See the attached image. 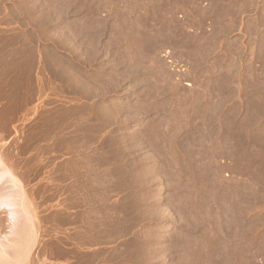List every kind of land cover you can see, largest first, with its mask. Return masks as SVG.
I'll use <instances>...</instances> for the list:
<instances>
[{"label": "rangeland", "instance_id": "374dc122", "mask_svg": "<svg viewBox=\"0 0 264 264\" xmlns=\"http://www.w3.org/2000/svg\"><path fill=\"white\" fill-rule=\"evenodd\" d=\"M42 1L0 0V162L32 221L0 210V264L163 230L170 264H264V0H120L111 29L100 0Z\"/></svg>", "mask_w": 264, "mask_h": 264}, {"label": "crops", "instance_id": "0c3cea01", "mask_svg": "<svg viewBox=\"0 0 264 264\" xmlns=\"http://www.w3.org/2000/svg\"><path fill=\"white\" fill-rule=\"evenodd\" d=\"M72 4L79 2V0H71ZM84 4L88 2L90 5L93 3V0H83ZM119 4V6L111 5L112 2ZM43 6L38 8L36 14L38 15H48L53 18L54 6H48L50 3H57L58 0H48L44 3ZM113 2V3H114ZM70 3V6L72 5ZM101 7L98 12L101 14L100 23L105 29H111L114 25H117L119 22L115 20L121 15L122 9L120 8V0H100ZM46 7L47 10H42ZM74 6L66 7L63 10L64 15L73 14ZM8 5L5 3V8L1 14L6 15L8 13ZM97 10L91 8L90 6L85 9V15L88 18H91L93 13H96ZM52 21V20H51ZM116 201V200H114ZM122 202V201H118ZM126 203H131V207L136 208L130 211L132 216L139 215L138 207H145L144 212H146L147 217L149 215V208L155 207L153 200H127ZM101 235V241L98 245L89 247V250L96 252L99 251L100 257L93 263L86 264H170V254L172 249L173 237L172 232L163 230V231H128V232H109L104 231L99 232ZM189 237V238H188ZM199 239V238H198ZM197 239V240H198ZM177 245V244H176ZM184 253L190 252L193 253V241L190 236L179 243L178 246ZM203 253V250H196L195 253ZM56 264V263H55ZM57 264H73L71 260L66 258L57 262Z\"/></svg>", "mask_w": 264, "mask_h": 264}, {"label": "bare ground", "instance_id": "6f19581e", "mask_svg": "<svg viewBox=\"0 0 264 264\" xmlns=\"http://www.w3.org/2000/svg\"><path fill=\"white\" fill-rule=\"evenodd\" d=\"M0 161H1V159H0ZM26 203L27 202H25V197L23 196V192H22V189L20 187L19 182L16 181V179H14L13 175H11V173L7 170V168L4 166V164H2V162H0V210L1 209L5 210V212L7 213V216H8L7 218L9 219L10 224H12L11 226H13V228H12L13 230H14V227L17 228L18 225H20V224H21L20 228H21V230L23 229V231H24V229L26 230V228H30V230L32 229V226H31L32 221L30 223L31 219L29 216L30 213L28 214L29 208L27 209L28 203L27 204ZM22 223H23V225H22ZM24 233H26V232H24ZM20 237H21V235H20ZM25 238L27 240V242H26L27 246H30V244L32 245V242L35 241V240H33L34 238L32 235H30L28 238L27 237H25ZM4 239H6V238L4 237L3 240ZM3 240H1V238H0V241H1L0 242V254L2 253V251L5 250V249H3V248H5V247H3L4 246L3 242L5 240L4 241ZM24 250H28V249H24ZM26 252L27 251H25V253ZM22 254H24V253L22 252ZM4 256H6V255H4ZM25 256H27V254H25ZM2 257H1V259H2ZM6 259H5V261H6ZM3 260H4V258H3ZM22 260H23V258H22Z\"/></svg>", "mask_w": 264, "mask_h": 264}]
</instances>
